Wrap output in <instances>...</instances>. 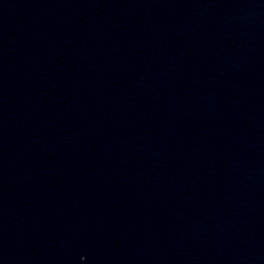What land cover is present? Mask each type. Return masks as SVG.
Listing matches in <instances>:
<instances>
[{
    "label": "water",
    "instance_id": "water-1",
    "mask_svg": "<svg viewBox=\"0 0 264 264\" xmlns=\"http://www.w3.org/2000/svg\"><path fill=\"white\" fill-rule=\"evenodd\" d=\"M0 264H264V0H0Z\"/></svg>",
    "mask_w": 264,
    "mask_h": 264
}]
</instances>
